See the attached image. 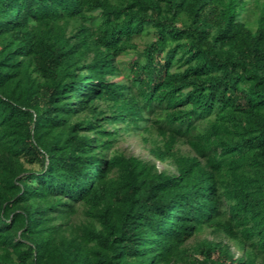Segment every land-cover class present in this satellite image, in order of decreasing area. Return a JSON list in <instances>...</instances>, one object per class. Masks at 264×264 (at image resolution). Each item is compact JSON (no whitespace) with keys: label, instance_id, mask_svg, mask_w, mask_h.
<instances>
[{"label":"trees","instance_id":"1","mask_svg":"<svg viewBox=\"0 0 264 264\" xmlns=\"http://www.w3.org/2000/svg\"><path fill=\"white\" fill-rule=\"evenodd\" d=\"M249 3L0 0V264H264ZM137 130L150 158L117 147Z\"/></svg>","mask_w":264,"mask_h":264},{"label":"rangeland","instance_id":"2","mask_svg":"<svg viewBox=\"0 0 264 264\" xmlns=\"http://www.w3.org/2000/svg\"><path fill=\"white\" fill-rule=\"evenodd\" d=\"M250 3L247 5L246 10L252 11L255 10V6L252 3L253 0H249ZM247 11L243 12V19L247 18ZM253 18V16H252ZM150 38L146 36H139L136 38V41L139 44L140 49L143 47L144 43L149 41ZM133 58H135L134 53H130L129 55H122L120 56V61L122 63H128L131 61ZM122 79V78H119ZM143 124H147L146 122ZM141 135V130L137 131H132L129 135L128 134H123L122 138L120 139L119 144L117 147L124 151L127 155H136L140 157H145V158H150L151 156L149 155V152L147 150V147L150 146V144L144 143ZM160 169L162 168H169V166L165 163H159L157 162ZM217 236V235H216ZM215 235L211 234L210 230H206L205 232L201 233L198 235L196 238L192 239L190 241V244L196 243V241L202 239V238H208V239H216V240H222L223 243L228 244L231 247V250L235 256L239 257L242 255V250L238 247V245L235 243V241L230 240L229 238L225 237L224 235H218L216 237ZM193 253V252H192ZM197 255V254H196Z\"/></svg>","mask_w":264,"mask_h":264}]
</instances>
